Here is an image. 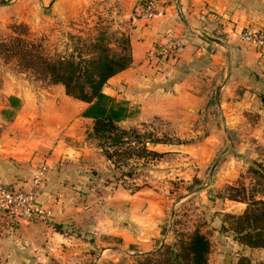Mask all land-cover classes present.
Listing matches in <instances>:
<instances>
[{"label":"rangeland","instance_id":"1","mask_svg":"<svg viewBox=\"0 0 264 264\" xmlns=\"http://www.w3.org/2000/svg\"><path fill=\"white\" fill-rule=\"evenodd\" d=\"M9 1L0 0V40L12 34V25L23 23L28 37L43 44L52 56L78 52L84 40L101 30L120 37L128 36L131 27L118 0H71V6L62 9L58 3L49 7L39 0H22L18 4L16 0ZM206 36L216 43L227 41L225 33L214 29ZM148 64L156 73L166 74L177 62L152 59ZM13 78L27 80L34 89L46 85L0 57V89ZM105 90L124 100L116 95L123 93L118 85L113 88L112 83H107ZM218 92V86H214L215 100ZM129 105L138 112L119 122L121 128L135 127L145 140L167 137L181 143H146L149 150L166 153H144L143 157H132L126 162H110L89 131L81 141L91 145L93 155L89 161L85 159L84 178L70 199L77 215L72 217L68 211V221L59 227L53 221L34 222L51 224L45 225L50 234L46 235V228L35 231V237L30 238L32 243L19 244L5 238V242H0V264H137L136 254L163 243L171 244L179 232L189 233L195 228L210 239L208 264H236L242 255L254 264L264 262V248L241 245L227 228L229 220L224 215L240 214L245 205L227 199L224 189L237 182L248 184L247 169L256 161L248 160L244 165L235 160V135L228 134L232 140L229 142L220 131L218 107L212 104L206 110L210 116L191 117L187 126L186 122L178 125L177 119L169 117L142 119L138 103ZM43 155L40 158H46ZM66 196L69 199L71 193ZM223 221L226 229L221 230ZM117 228L124 229V236L112 233Z\"/></svg>","mask_w":264,"mask_h":264},{"label":"crops","instance_id":"2","mask_svg":"<svg viewBox=\"0 0 264 264\" xmlns=\"http://www.w3.org/2000/svg\"><path fill=\"white\" fill-rule=\"evenodd\" d=\"M39 1L49 7L58 3L60 9L72 3ZM136 1L118 0L131 25L132 64L107 81L123 89L116 95L130 104L138 103L142 119L169 117L187 126L191 117L210 116L206 110L214 104L220 131L229 142L228 134L235 135V160L264 166V55L240 38L244 27L264 29V0H158L163 13L151 20L133 19ZM212 29L225 33L227 41L216 43L206 36ZM168 39L179 45L177 64L166 74L156 73L148 64V55ZM107 83L103 91L112 96L105 90ZM214 86L219 88L216 100ZM10 96L18 99L17 106L10 105ZM86 105L68 96L62 84L34 89L27 80L13 78L0 89V182L19 187L46 154L49 167L40 198L53 207L55 217L50 221L58 227L68 221L71 212L72 217L77 215L70 199L84 178L85 159L89 161L94 151L81 141L93 124L81 115ZM47 224L51 222H20L16 232L0 236V242L12 238L19 244L32 243L35 231L46 228V235L50 234ZM112 233L124 236L125 231L117 228Z\"/></svg>","mask_w":264,"mask_h":264},{"label":"trees","instance_id":"3","mask_svg":"<svg viewBox=\"0 0 264 264\" xmlns=\"http://www.w3.org/2000/svg\"><path fill=\"white\" fill-rule=\"evenodd\" d=\"M11 29L12 34L0 40V57L13 62L19 72H26L46 85L62 84L68 96L86 103L81 115L93 121L88 135L98 141L110 162L115 159L126 162L132 157L141 158L144 153L159 156L166 153L149 150L146 143H181L167 137L145 140L147 138L137 128L119 126V122L138 111L128 101L106 94L103 87L112 76L132 64L129 36L115 37L114 33L101 30L93 38L84 40L82 47L77 48L78 52L52 56L46 53L43 44L28 37L25 24H14ZM8 101L12 106L18 105L14 96ZM247 174L250 178L248 184L237 182L224 189L227 199L245 204L244 210L236 215L226 213L224 217L229 220L227 228L238 243L249 248H264V166L252 162ZM223 229H226L224 221L221 224ZM210 252V239L195 228L189 233L179 232L171 244L163 243L135 256L137 264H208ZM236 264L254 263L242 255Z\"/></svg>","mask_w":264,"mask_h":264},{"label":"built area","instance_id":"4","mask_svg":"<svg viewBox=\"0 0 264 264\" xmlns=\"http://www.w3.org/2000/svg\"><path fill=\"white\" fill-rule=\"evenodd\" d=\"M158 0H138L134 8V20H151L162 14ZM240 38L250 44L259 54L264 55V29L245 27ZM179 51L177 41L168 39L149 53L148 60H175ZM161 58V59H160ZM48 163L46 158L38 160L30 178L19 187H11L0 182V235L14 234L20 222L50 221L55 217L52 206L42 201L41 192L46 180Z\"/></svg>","mask_w":264,"mask_h":264}]
</instances>
